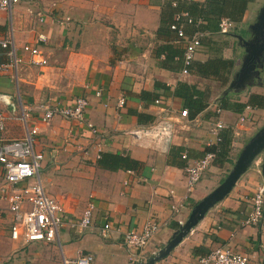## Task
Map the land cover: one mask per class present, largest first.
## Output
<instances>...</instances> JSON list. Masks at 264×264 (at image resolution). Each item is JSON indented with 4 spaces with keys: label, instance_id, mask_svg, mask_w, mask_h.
I'll return each mask as SVG.
<instances>
[{
    "label": "crops",
    "instance_id": "crops-1",
    "mask_svg": "<svg viewBox=\"0 0 264 264\" xmlns=\"http://www.w3.org/2000/svg\"><path fill=\"white\" fill-rule=\"evenodd\" d=\"M167 1L32 0L34 7L47 12L52 8L54 15L67 16L63 26H58L53 16L35 23L26 14L23 1L8 12L0 10V39L10 42L17 59L11 63L7 50L0 49V139L19 138L23 132L19 115L33 114L28 122L37 126L32 148L42 154L39 171L48 160L46 156L51 161L60 157L61 163L55 167L72 174L79 169L76 176H81L86 187L76 200H58L67 214L56 240L46 244L52 246L50 255L38 249V242L24 245L8 238L9 217L0 202V264H52L57 251L61 264L76 250L90 253L91 264H142L166 246L193 206L220 183L243 144L264 124V102L260 108L245 107L241 114L221 110L216 106L218 99L224 95L231 98L228 85L210 97L202 84L214 78L198 76L190 67L187 75H181L179 60L164 59L163 46L175 52L173 56L181 53L171 32L156 35L160 20L165 26L169 19ZM255 1L246 4L240 23ZM193 28L185 25L183 31L190 34ZM37 33L44 36L43 42L35 41ZM198 33L200 46L190 65L210 58L205 52L209 43H203L202 36L218 34ZM24 43L37 45L46 58L45 66L29 63L28 55L19 49ZM178 83L187 85L181 90L185 95L195 90L204 95L200 110H188L186 102L172 94ZM96 90L98 97L93 95ZM147 93L155 98L143 99L141 94ZM248 94L252 93L238 101H245ZM253 94L264 97V93ZM76 96L86 100L83 120L93 126V132L82 123L59 117L46 125L37 122L40 101L49 98L58 106H67ZM120 98L122 105L117 107ZM183 107L188 110L186 118L178 116ZM215 109L219 110L217 115ZM243 114L247 122L236 136L230 133L226 161L219 167L209 163L187 191L183 169L213 144L212 122L220 120L221 130L230 131ZM48 147L52 148L46 155ZM101 152L126 155L139 166L134 170H100L93 163ZM262 155V150L255 154L229 191L152 264H195L198 256L218 246L245 255L247 264H264V201L258 221L242 223L250 211V198L263 180ZM168 190L172 197L167 196ZM88 198L94 205L91 222L75 231L69 223L78 217ZM172 204L176 210L170 208ZM149 219L157 223V229L146 246L136 252L125 249L120 235L138 231ZM103 221L110 224L106 238L99 235Z\"/></svg>",
    "mask_w": 264,
    "mask_h": 264
},
{
    "label": "built area",
    "instance_id": "built-area-1",
    "mask_svg": "<svg viewBox=\"0 0 264 264\" xmlns=\"http://www.w3.org/2000/svg\"><path fill=\"white\" fill-rule=\"evenodd\" d=\"M20 1L25 3L26 14L41 24L45 17L53 16L58 26H63L68 22L67 16L54 15V9L46 11L32 5V0H0V10L9 11L10 7L17 5ZM178 2H195V0H170L169 6L174 8ZM202 23L200 19H195L194 23L191 17L185 11H176L172 13L167 25L168 30L173 34L174 41L179 43L181 53L179 57H173V61H180L181 75H187V68L190 65L194 53L200 46L199 33L192 32L185 34L183 27L185 25H197ZM233 28V23L227 18H219L217 22V33L226 34ZM36 42H43L44 36L40 33L35 35ZM0 49H6L10 62L15 64L17 59L13 55V47L6 39H0ZM19 49L28 55V61L34 66H45L46 58L39 50L36 44H22ZM95 97L99 96V91H94ZM157 103V100L154 101ZM122 105V98L118 99L117 107ZM86 100L82 96H76L71 104L67 106H58L49 98L40 101L36 107L38 116L37 122L46 125L53 117H59L64 120H72L82 123L86 129L93 132V126L84 121V109ZM247 109V107L245 108ZM217 115L219 110H214ZM188 111L186 108L180 109L178 116L186 118ZM22 125L23 132L17 139H0V202L4 205V211L9 217L8 238L10 240H19L22 244L38 242L50 244L56 240L57 233L63 224L64 216L67 212L60 202L52 196L46 194L42 188L38 172L41 167L42 154L33 151L34 137L37 134L35 123L28 122L27 114L21 113L18 117ZM247 122V116L241 115L237 122L230 129L232 136H236L242 125ZM220 120L215 119L210 131L214 136L215 145L219 141L218 132L223 129ZM3 130V116L0 112V133ZM213 153L205 151L202 156L191 164H187L184 169L185 187L189 191L198 181L201 173L212 160ZM167 196L172 197V192L167 191ZM264 201V181L255 189L250 198V211L245 214L242 223L244 225H253L262 214ZM172 210L176 207L170 205ZM94 211V205L88 198L84 203L79 215L70 221L69 226L75 231L82 230L89 226ZM1 217V215H0ZM110 224L103 221L99 235L102 238L107 237ZM157 223L153 219L147 220L138 231H126L120 235V242L125 249L132 252L142 250L151 235L156 231ZM155 254V253H154ZM153 254V255H154ZM92 255L87 252L76 250L74 256L70 259H62L61 264H91ZM144 262V261H142ZM195 264H247V258L243 254L235 253L224 247H215L196 258Z\"/></svg>",
    "mask_w": 264,
    "mask_h": 264
},
{
    "label": "trees",
    "instance_id": "trees-1",
    "mask_svg": "<svg viewBox=\"0 0 264 264\" xmlns=\"http://www.w3.org/2000/svg\"><path fill=\"white\" fill-rule=\"evenodd\" d=\"M253 0H203L201 4L196 2H178L176 7L172 8L169 6V0L166 2L165 6L168 10V22L163 26V23L160 20L159 26L156 29V35L162 34L167 36L169 30L167 25L170 21L172 12L176 11H185L189 17L193 20L200 19L202 24H191L193 30L198 32L217 33V22L219 18H227L233 23V28L240 23L242 15L246 9V4L252 2ZM171 13V14H170ZM231 29V30H232ZM161 52L165 54L164 59L167 60L171 58L172 62L173 57H179V55L173 56L176 54L173 51H170L168 46H163L160 48ZM232 61L229 59H222L219 56H215L205 60L204 62H195L192 65H189L187 70L190 67V70L201 77H211L214 80L219 81L223 85L225 83L226 76L231 69ZM187 87L184 83L176 84L175 88L172 91L174 96H180L187 104V109L196 112L200 110L202 105V100L204 95L199 91H191V94L185 95L184 89ZM180 90V91H179ZM141 97L145 100H153L155 96L150 94H141ZM192 97V98H191ZM191 98V100H190ZM264 97L258 94H248L245 101H238V99L230 98V96H222L217 101V108L225 110L235 114H241L245 107L249 108H260L263 105ZM186 108V107H183ZM187 110V111H188ZM139 118V115H136ZM219 141L215 145L208 147L206 151L212 152L213 157L210 163L214 166H221L223 162L226 161L229 143H230V132L226 130H220L218 132ZM93 166L106 171H116V170H134L138 168L139 163L126 155L112 154L108 152H101L98 154V157L95 159Z\"/></svg>",
    "mask_w": 264,
    "mask_h": 264
},
{
    "label": "rangeland",
    "instance_id": "rangeland-1",
    "mask_svg": "<svg viewBox=\"0 0 264 264\" xmlns=\"http://www.w3.org/2000/svg\"><path fill=\"white\" fill-rule=\"evenodd\" d=\"M263 6L264 0H256L247 9V12H245L243 22L239 23L236 28L226 34L202 36V42L209 43V46L206 45L208 47L205 52L210 58L219 56L222 59H229L232 61L231 69L226 76L225 83L223 81V85L222 81L220 83L216 80H206L203 82L202 85L208 88L210 97H215L219 93H222L227 85L231 83L232 86L228 88L231 98L240 99L244 97L247 92L264 93V49L258 58H256L257 56L251 58V53L257 49L263 38V31L257 26ZM246 55H250L248 56L250 58L247 60V63L252 64L253 68L243 75L241 84L236 87L234 75L237 74L240 64ZM32 117H34L33 114L28 116V118ZM51 148L52 147H48L44 150L46 155L50 152ZM45 158H48V160L43 166V169L39 171L44 192L57 200H76L78 194L84 192L86 188L80 181L81 176H76L79 169H75L73 171L74 174L71 172H63L60 168L55 167L56 164L61 163L60 157H57L55 160L53 159V161L49 160V156ZM59 245L61 247L60 242ZM36 246L40 251L44 252L47 250L48 254H51V245L40 243ZM52 258H54V256ZM59 259L60 255L57 251V257L52 261V264H60Z\"/></svg>",
    "mask_w": 264,
    "mask_h": 264
},
{
    "label": "water",
    "instance_id": "water-1",
    "mask_svg": "<svg viewBox=\"0 0 264 264\" xmlns=\"http://www.w3.org/2000/svg\"><path fill=\"white\" fill-rule=\"evenodd\" d=\"M258 21L259 22L257 26L261 31H263V38L257 49H255L254 52L251 53V58L260 55V53L264 49V6L261 9ZM248 56L246 55L242 60L237 74L234 75L236 87L241 84L243 75L246 72L251 71L253 68L252 64L247 63V60L250 58ZM231 86L232 83L230 85L228 84V88ZM261 150L263 151V155L260 169L263 174L262 181H264V124L259 129H257V131L243 144L231 168L220 181V183L193 206L186 222L179 228L177 233L171 237L166 246L161 251H157L142 264H152L153 261L164 256L168 252V250L181 239V237L189 230V228L196 223V221L203 215L207 208L220 200L229 191V189L231 188L239 174L246 167L250 159Z\"/></svg>",
    "mask_w": 264,
    "mask_h": 264
},
{
    "label": "flooded vegetation",
    "instance_id": "flooded-vegetation-1",
    "mask_svg": "<svg viewBox=\"0 0 264 264\" xmlns=\"http://www.w3.org/2000/svg\"><path fill=\"white\" fill-rule=\"evenodd\" d=\"M259 56V55H258ZM258 56L256 58H258Z\"/></svg>",
    "mask_w": 264,
    "mask_h": 264
}]
</instances>
